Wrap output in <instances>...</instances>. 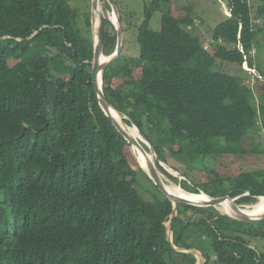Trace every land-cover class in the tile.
<instances>
[{
    "label": "trees",
    "instance_id": "obj_1",
    "mask_svg": "<svg viewBox=\"0 0 264 264\" xmlns=\"http://www.w3.org/2000/svg\"><path fill=\"white\" fill-rule=\"evenodd\" d=\"M81 1L0 0V264H196L193 254L167 242L170 201L97 104L91 0ZM226 1L230 15L212 29L210 54L195 22L166 10L169 0H147L132 33L122 1L111 0L124 40L104 69L102 91L146 140L149 147L141 144L148 154L152 149L161 174L178 183L159 164L170 168L168 155L185 178L182 190L238 197L242 207L264 197V169L227 176L203 165L212 156L261 152L242 143L258 128L264 137V71L251 74L241 65L255 69L264 27L254 23L264 25V0L254 16L248 0ZM157 11L160 29L153 31ZM116 41L105 18L104 56ZM223 64L244 76L223 72ZM187 170L211 176L190 185ZM170 231L173 246L200 252L204 264H264V249L254 244L264 241V221L178 205Z\"/></svg>",
    "mask_w": 264,
    "mask_h": 264
},
{
    "label": "rangeland",
    "instance_id": "obj_2",
    "mask_svg": "<svg viewBox=\"0 0 264 264\" xmlns=\"http://www.w3.org/2000/svg\"><path fill=\"white\" fill-rule=\"evenodd\" d=\"M77 5L79 7L84 6L81 0H77ZM121 14L125 17V21L129 22L130 24H133L132 29L130 30L131 33L134 31V26L136 24L140 23L142 20V13H143V7L144 4H147V0H121ZM170 4L167 6L166 10L170 11L171 14L178 13L180 16H184L189 18L190 24H196V27L194 28L195 32L198 34L197 36H200V40L202 41V45L204 47H208V52L210 54H213L215 52V47L211 48L209 46V37L211 36L212 29L215 25H217L219 22L223 21L225 19L224 16L230 15V11L228 10L226 3V0H169ZM249 6H250V14L251 16L255 15L256 6L259 4V0H248ZM99 6H100V12L106 17L114 18V15H112V11L107 9L106 0H99ZM132 13V14H131ZM119 14V13H118ZM160 16L161 12L157 11L152 15V18L149 23V27L153 31H159L160 29ZM255 20V18H253ZM128 23V24H129ZM255 25H258L259 27L263 26L261 23H254ZM257 26V27H258ZM96 27V26H95ZM196 33L193 32V34L196 35ZM133 34H130L129 42L132 48H134L133 45ZM261 47L257 49V53L253 52L252 54L254 57V68L255 69H249L246 65V63H243L241 65V69L251 73L254 72L257 74L256 68H259L264 71V28L262 29L261 33L259 34ZM215 45V44H214ZM134 49L132 51L129 50V53H133ZM244 65L246 66L244 68ZM221 70L223 72L229 73V74H239L241 76H244V73L242 74L238 67L234 65H228L223 64L221 66ZM253 70V71H252ZM253 74V73H251ZM251 82V80H250ZM141 142L143 144L146 143L143 139H141ZM242 146L246 150H250L253 146H256L260 153L257 154H246L242 157H235L232 155L226 156H212L208 159H205L203 167H206L208 170H215L220 174L225 175H236L240 172L244 171H254L257 169H264V137L262 136V132L260 128L257 129L253 134L248 135L243 139ZM150 155L154 157V162L156 161L154 152L149 148ZM167 163L170 166V168L162 163H159L162 169L165 171V173L171 174L174 177L178 178V183L172 182L170 179H168L165 175H163L165 182L170 187H180L179 181L181 180L180 175L174 171V169H171V166L177 165L173 159H171L167 155ZM177 174H176V173ZM173 173V174H172ZM210 173H206L202 170H194L192 172L186 171V177L188 179V184L194 185L198 183H204L208 181L210 178ZM183 180L185 178L182 177ZM151 198V197H150ZM246 207L254 208V205L249 206H242L241 208L246 209ZM219 208L224 209L223 206H219ZM219 210V209H218ZM167 225V224H166ZM254 244L261 249H264V241H255ZM197 262L203 261L201 257H197Z\"/></svg>",
    "mask_w": 264,
    "mask_h": 264
},
{
    "label": "water",
    "instance_id": "obj_3",
    "mask_svg": "<svg viewBox=\"0 0 264 264\" xmlns=\"http://www.w3.org/2000/svg\"><path fill=\"white\" fill-rule=\"evenodd\" d=\"M108 4L110 5L112 14L114 15V21L111 19L112 24L115 27L116 33H117V41L114 51L108 55H103L102 52V43H103V23L104 19L106 18L101 12L98 11V0H91L90 2V24H91V32H92V38H93V58L90 63L91 65V71H90V80L92 84V88L94 91V94L96 96L97 104L104 114V116L110 121L111 125L116 129V131L123 137V139L127 142V144L130 147V152L132 154L133 159L135 160L136 164L139 166V168L147 175L149 180L152 182V184L158 189V191L170 201L172 205V213L170 215L169 221L166 225V238L167 242L172 246V248L178 252H186L193 254L196 258L201 257L203 259V256L200 252L196 250H186L182 248H176L172 244L171 239V231L170 227L172 224L173 219L177 215V208L178 205H188V206H194V207H213L216 209L219 213L222 215H225L229 218H232L234 220L243 222V223H259L264 221V214L262 215H248L245 210L241 208V206L236 204L237 198H231L229 195L212 198L207 195H204L209 199L208 201L197 203L196 201L187 200L181 197H177L169 191H167V188L165 187V184L163 183L159 171L155 164L151 163V161L148 159V153L144 149V147L141 144V141L135 138L133 134L129 132V126L125 123V117H122L106 100L103 91H102V76L104 69L110 65L112 62H114L120 55L121 49L123 46V30L118 14V10L116 6L111 2V0H106ZM96 26V34H93V29ZM102 59L104 61H102ZM101 69V85L98 83V72ZM109 110H112L114 113L118 114L119 123L115 122L113 117L111 116ZM138 131V130H137ZM139 133V131H138ZM140 137L146 142V140L143 138V136L139 133ZM147 143V142H146ZM148 146V144H146ZM149 147V146H148ZM137 150L138 155H143L147 159L146 169L142 168L139 165V162L137 161V154L133 151V149ZM152 150V149H151ZM177 174V173H176ZM181 177V176H180ZM182 179V177L180 178ZM184 191V190H183ZM186 192V191H185ZM188 193V192H187ZM195 195V194H193ZM247 195V194H245ZM264 197H259V199ZM223 203H227L228 206L233 210L234 216H229L227 214H224L221 212V209L218 210L217 207ZM203 261H198L196 264H204Z\"/></svg>",
    "mask_w": 264,
    "mask_h": 264
},
{
    "label": "bare ground",
    "instance_id": "obj_4",
    "mask_svg": "<svg viewBox=\"0 0 264 264\" xmlns=\"http://www.w3.org/2000/svg\"><path fill=\"white\" fill-rule=\"evenodd\" d=\"M98 11L100 12V6H99V0H98ZM113 15V14H112ZM111 19L114 21V18L111 17ZM93 34H96V27H94L93 29ZM105 57V56H104ZM102 61H104L102 59ZM246 66L244 65V68ZM98 83L99 85H101V69L98 72ZM111 116L113 117V119L115 120V122L119 123V118H118V114L114 113L112 110H109ZM129 132L131 134H133L135 136L136 139H138L139 141H141L142 137H140L137 129L135 127H129ZM133 151L137 154V161L139 162V165L142 168L146 169V164H147V159L143 156V155H138L137 150L134 148ZM148 159L151 161V163L155 164L154 162V157L150 154H148ZM176 173V172H175ZM173 174V173H172ZM159 175L163 181V183L165 184V187L167 188V191H169V193L177 196V197H181L187 200H191V201H196L197 203L200 202H204V201H208L209 199L203 194V193H199L198 195H193L190 193H187L185 191H183L180 187H170L164 180L163 175L159 172ZM252 204V203H251ZM219 206H223L224 209H221V212L224 214H227L229 216H234V212L233 210L228 206L227 203H223ZM219 206L217 207V209L220 210ZM243 210H245V212L248 215H252V216H256V215H262L264 214V198H261L258 200V202L254 205V208H248L246 207V209L242 208Z\"/></svg>",
    "mask_w": 264,
    "mask_h": 264
}]
</instances>
